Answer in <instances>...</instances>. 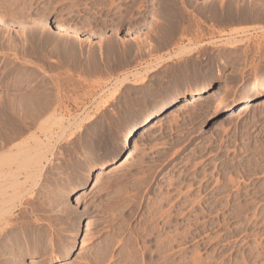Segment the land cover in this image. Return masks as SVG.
<instances>
[{
  "label": "rangeland",
  "instance_id": "1",
  "mask_svg": "<svg viewBox=\"0 0 264 264\" xmlns=\"http://www.w3.org/2000/svg\"><path fill=\"white\" fill-rule=\"evenodd\" d=\"M14 1L0 0V161L26 171L31 164L23 170L12 153L35 147L33 135L53 137L41 178L25 184L24 203L0 232V264H264V98L228 116L264 85V33L231 46L226 38L264 20L244 21L236 0ZM37 26L46 51L8 46L36 40ZM200 87L207 90L195 105L162 117ZM39 89L51 92L54 115L38 120L47 131H25V94ZM161 106L169 108L136 132L121 159L70 196L136 120Z\"/></svg>",
  "mask_w": 264,
  "mask_h": 264
},
{
  "label": "bare ground",
  "instance_id": "2",
  "mask_svg": "<svg viewBox=\"0 0 264 264\" xmlns=\"http://www.w3.org/2000/svg\"><path fill=\"white\" fill-rule=\"evenodd\" d=\"M4 1V0H3ZM16 1V0H15ZM14 1V2H15ZM218 1V0H217ZM216 1V2H217ZM221 1V0H220ZM225 1V0H224ZM228 1V0H227ZM237 1V2H236ZM236 1H233V3L234 4H236V6L235 7H233L234 6V4H233V6H232V8H236L237 6L238 7H241L240 6V2H242V1H244V3L242 2V4H244L243 5V8H237L238 10H237V13L239 12V14L240 13H244V15L243 16H245L243 19H244V21H245V19L246 20H251V19H253V20H261V21H263L264 20V14H263V12H264V0H236ZM257 1V2H256ZM215 2V3H216ZM231 2V1H230ZM236 2V3H235ZM9 3V2H8ZM213 3V2H212ZM214 3V4H215ZM218 3V2H217ZM220 3H222L223 4V0H222V2H220ZM225 3V2H224ZM12 4V3H11ZM16 4V3H15ZM14 4V5H15ZM221 4V6L223 7V5ZM238 4V5H237ZM19 5V4H18ZM5 6H6V3H5ZM10 6V5H9ZM8 6V7H9ZM221 6H219V4H215V9H213L214 11H216L215 13H220L221 12V10H223L222 9V7ZM54 7V6H53ZM230 7V6H229ZM25 8V7H24ZM231 8V9H232ZM17 9V8H16ZM20 9V8H19ZM23 9V8H22ZM242 9V10H241ZM229 10V9H228ZM263 10V11H262ZM4 11V10H3ZM208 11V10H207ZM224 11V10H223ZM241 11H243V12H241ZM13 12V11H12ZM18 12V11H17ZM229 12V11H228ZM262 12V13H261ZM8 13V12H7ZM27 13V12H26ZM237 13H236V11L234 12H232V14H231V20L233 19L234 20V18H236L235 17V15H237ZM17 14V13H16ZM20 14V13H19ZM22 14V13H21ZM216 14V15H217ZM238 14V15H239ZM2 16H4V15H2ZM8 16V15H7ZM30 16V15H29ZM214 16V15H213ZM213 16H211V17H213ZM221 16V15H220ZM242 16V15H241ZM15 17V16H14ZM18 17V16H17ZM22 17H23V14H22ZM34 17V16H33ZM215 17V16H214ZM23 18H25V16L23 17ZM43 18V17H42ZM27 19V18H26ZM216 19H218V18H216ZM229 19V18H228ZM242 19V20H243ZM37 20V19H36ZM224 20V19H223ZM238 20V19H237ZM31 21H33V20H31ZM30 21V22H31ZM178 21V20H177ZM235 21V20H234ZM7 21H5L4 20V18L3 17H0V23L2 24H7L6 23ZM46 23V22H45ZM171 23V22H170ZM173 23H175V22H173ZM176 23H180V21L179 22H176ZM24 24V23H23ZM32 24V23H31ZM38 24H41V22H39ZM177 24V25H178ZM181 25H178V26H181L182 27V23H180ZM30 25V24H29ZM58 25V24H57ZM172 25V24H171ZM4 26V25H3ZM2 26V27H3ZM23 26V25H22ZM21 26V27H22ZM41 26V25H40ZM40 26H37V27H35L36 28V34H34V37H37L36 38V40H35V38H34V40L33 39H30L29 37H26V38H24L23 40L21 39V41L19 42V43H17V41L15 42V40L13 41V40H9V44H8V46L10 47V48H14V50L16 49V51H18V50H22V51H25V50H28L29 48H33V47H36L37 49H45L46 47H47V44L48 43H45L44 44V32H43V34L41 33H38L37 31H38V29H39V27ZM43 26V25H42ZM41 26V27H42ZM177 26V27H178ZM184 26V25H183ZM32 27V26H31ZM30 27V28H31ZM33 27H34V23H33ZM40 27V28H41ZM70 27V26H69ZM176 27V29L178 30V28H180V27H178L177 28ZM34 28V29H35ZM43 28V27H42ZM41 28V29H42ZM46 28H48L47 26H46ZM57 28L61 31H67V32H71V29H69L67 26L65 27V26H63V25H58L57 26ZM185 28V27H184ZM184 28H182L181 30H182V32H185L183 29ZM21 29V28H20ZM75 29V28H74ZM186 29V28H185ZM2 30V29H1ZM22 30V29H21ZM27 30V29H26ZM188 30V29H187ZM23 31V30H22ZM24 31H25V29H24ZM31 31V30H30ZM29 31V32H30ZM44 31V30H43ZM28 32V31H27ZM34 33H35V30L33 31ZM41 32V31H40ZM78 32V31H77ZM172 32V31H171ZM176 32V31H175ZM178 32V31H177ZM180 32V31H179ZM253 32H257V33H264V27H252V28H245V29H240V30H234V31H231V32H229V33H227L226 34V38L228 39V45L230 44V46L231 45H233L234 43H236V40L237 41H240L241 42V40L242 39H237L238 37H240V36H245V35H247L248 33H253ZM22 33V32H21ZM63 33V32H62ZM66 33V32H65ZM20 34V33H19ZM68 34V33H67ZM24 36V35H23ZM33 36V35H32ZM70 36V35H69ZM170 36V35H169ZM19 37H21V36H19ZM30 37H31V34H30ZM51 37V36H50ZM12 38V37H11ZM62 38V37H61ZM15 39H17V38H15ZM46 39V38H45ZM50 39V38H49ZM55 39H56V37H55ZM53 37H52V39L49 41V40H47V41H49L50 42V44L52 45V47H51V51H53L55 48H56V46L58 45H56V43L58 42L57 40H55ZM65 39V38H64ZM86 39L88 40L89 39V41L90 40H92V38H91V36H87L86 37ZM173 39V38H172ZM18 40H19V38H18ZM66 40V39H65ZM55 41H57V42H55ZM68 41H69V39H68ZM172 42V41H171ZM4 43V42H3ZM62 43V42H61ZM65 43V42H64ZM70 44V43H69ZM202 45V44H201ZM235 45V44H234ZM60 46V45H59ZM62 46V45H61ZM111 46V45H110ZM6 47V46H5ZM114 47H115V45H114ZM3 48V47H2ZM65 48V47H64ZM116 48V47H115ZM184 48V47H183ZM185 48H188V47H185ZM231 48V47H230ZM5 49V48H4ZM18 49V50H17ZM41 49V50H42ZM57 49V48H56ZM67 49V48H66ZM72 49V48H71ZM112 49V48H111ZM191 50L193 49L192 47L190 48ZM257 49V48H256ZM31 50V49H30ZM101 50H102V47H101ZM114 50V49H113ZM3 51V50H2ZM45 51H46V49H45ZM50 51V52H51ZM105 51V50H104ZM110 51V50H109ZM117 51V50H116ZM184 51H187L186 49L184 50ZM190 51V50H189ZM21 52V51H20ZM41 52V51H40ZM55 51H53V53H54ZM59 52V51H58ZM231 52V51H230ZM14 53V52H13ZM16 53V52H15ZM34 53H36V52H34ZM74 53V52H73ZM106 53V52H105ZM111 53V52H110ZM179 54H180V52H178ZM49 54V53H48ZM58 54V53H57ZM70 54V53H69ZM72 54V53H71ZM107 54H109V53H107ZM176 54V53H175ZM44 55H45V53H44ZM53 55V54H52ZM51 55V56H52ZM106 55V54H105ZM236 55V54H235ZM240 55V54H239ZM31 56V55H30ZM174 56H178V54L177 55H174ZM22 57V56H21ZM24 57V56H23ZM240 57V56H239ZM244 57V56H243ZM170 58H172L171 56H170ZM182 58V57H181ZM164 59V58H163ZM161 61V60H160ZM160 64V62H157L156 63V65H159ZM26 68H27V66H26ZM8 69V68H7ZM6 69V70H7ZM154 69H156L155 68V66H153L152 67V70H154ZM72 76V75H71ZM69 78L66 80V82L68 81L69 83L68 84H71V83H73L72 81H71V77H70V75L68 76ZM128 79V77H125L124 79H122V81H121V83H123L125 80H127ZM33 81V80H32ZM27 82V81H26ZM60 82V81H59ZM34 83V82H33ZM57 84V83H56ZM67 84V85H68ZM53 85V84H52ZM66 85V86H67ZM40 86V85H39ZM38 86V87H39ZM42 86V85H41ZM48 87V86H47ZM47 89V88H46ZM62 89H63V87H62ZM71 89V88H70ZM40 90V89H39ZM66 90V89H65ZM68 90V89H67ZM207 90V88L206 87H200V88H197V89H195L193 92H194V94L192 95V97H187V98H184V99H180V100H177L175 103H174V105H172L171 107H170V111H169V113L167 114V115H164V116H162L163 118H169V117H172V116H177L179 113H181L182 111H184L185 109H187V107H190V106H192V105H195L196 104V102L198 101V96L200 95V94H203L205 91ZM25 91V90H24ZM41 91V90H40ZM45 91V90H44ZM43 91V92H44ZM46 91H48V90H46ZM42 92L43 93V95L44 96H42V94H41V92H39V91H36V92H38V93H36L35 94V92H34V97H31V96H28L29 94H25V98H24V100L27 102V103H24V104H27L26 105V109L24 110L25 111V114H24V116H25V131L26 130H30V128L32 129V128H35V126H37L38 125V120L41 118V120H42V117H44V116H46L45 114L46 113H48L47 115L48 116H50V115H54V112H52V110L54 109V102L52 103L51 101L53 100L52 99V97H51V92ZM53 91V90H52ZM116 92H117V88L114 90V94L113 95H115L116 94ZM13 94H14V92H13ZM21 94V93H20ZM9 96V95H8ZM64 96V95H63ZM69 96V95H68ZM13 98H14V96H12ZM22 97V96H21ZM3 98V97H2ZM5 98V97H4ZM23 98V97H22ZM34 98V102L33 103H31V101L30 100H32ZM68 98V97H67ZM264 98V85L256 92V93H254L253 95H251V96H248V97H246L243 101H241L240 103H238V104H236V105H234V106H230L231 108L228 110L230 113L228 114V116H238V115H240V114H242V113H245V112H247V111H249L250 109H251V107L252 106H255L256 104H258L259 103V101L261 100L262 101V99ZM18 99V98H17ZM55 99V98H54ZM11 100V99H10ZM20 100V99H19ZM58 100V99H57ZM30 101V104H28V102ZM56 101V100H55ZM4 102V101H3ZM10 103V102H9ZM19 103V102H18ZM17 103V104H18ZM16 103H15V105H17ZM22 104V103H21ZM262 104V103H261ZM13 105V104H12ZM11 105V106H12ZM23 106V105H22ZM218 106H219V108L220 109H223V108H225L224 107V105L222 104V103H219L218 104ZM5 107V106H4ZM10 107V106H9ZM18 107V106H17ZM21 107V106H20ZM12 108V107H11ZM10 108V109H11ZM57 108V107H56ZM165 108H169L168 106H161V107H159L158 109H155V110H153V111H151L150 113H148L147 115H146V117L145 118H143V119H140V120H136L133 124H132V126L129 128V130L126 132V134H125V138L123 139V143H122V145H121V147L118 149V150H116L110 157H108L107 159H105L103 162H100V163H98V164H96V165H92L88 170H87V173H86V177L84 178V180L81 182V184L78 186V187H72L73 189H72V192L70 193V196H72V195H76L77 194V190L78 189H80V188H84V187H86L87 185H89L90 183H92V181H93V172H94V170L95 169H102V168H105V166H108V165H110V164H112V163H115L118 159H121L126 153H127V151L129 150V148L131 147V144H132V138L135 136V134H136V132L137 131H139L140 130V128L143 126V125H150L152 122H153V120L155 119V117L158 115V114H160L161 112H163L164 111V109ZM1 110V109H0ZM13 110V109H12ZM19 111V110H18ZM17 111V112H18ZM53 111H55V110H53ZM20 113V112H19ZM24 113V112H23ZM49 113H53V114H49ZM14 114V113H13ZM47 116V117H48ZM2 118V117H1ZM4 119V118H3ZM24 119V118H23ZM55 119V118H54ZM53 119V120H54ZM10 120V119H9ZM14 120V119H13ZM49 120H50V118H49ZM56 120H59V119H56ZM55 121V120H54ZM53 121V122H54ZM60 121L62 122V120L60 119ZM42 123H43V121H41ZM47 123V122H46ZM45 124V123H44ZM62 124V123H61ZM2 125V124H1ZM13 125V124H12ZM17 125V124H16ZM22 125V124H21ZM4 126V125H3ZM48 126V125H47ZM69 126V125H68ZM154 126V125H153ZM2 127V126H1ZM63 127V126H62ZM65 127V126H64ZM38 128L40 129V130H44V131H47L48 130V127L46 128V127H44L43 126V124H40L39 123V125H38ZM66 128V127H65ZM64 128V129H65ZM20 129V128H19ZM36 130V129H35ZM51 130V129H50ZM12 132V131H11ZM35 132V131H34ZM65 132V131H64ZM63 132V133H64ZM3 133V132H2ZM22 133H24V132H22ZM54 133V132H53ZM1 134V133H0ZM19 134H21V131L19 132ZM8 135V134H7ZM53 135V134H52ZM52 135H50V136H48V135H46V138H47V140H48V142H43V139H39V137L38 136H36V135H33L32 136V138L31 139H35V141H36V146L34 147H32L33 148V150H32V148L31 149H29V150H27V151H25V150H21L20 151V153L19 152H16V153H12V158H13V162H14V160L15 161H17V166H18V164H19V162H20V164H21V166H23V167H20V168H24L25 169V161L27 162V165H30L31 164V166H29L30 168L28 169V170H24V171H20V169H13V168H11L10 166H8V167H10V168H8V169H5L4 168V165H5V162H4V159H5V161H6V157H4V159L2 160L3 162H4V165L2 164L3 162L2 161H0L1 162V164H0V232H3L4 231V229L6 228V227H9V226H12L11 225V217L13 216V215H15V210H16V206H17V204H23L24 202H23V200H24V198H25V184L31 179H33V178H35V177H37V178H39L40 177V174L42 173V170H43V167L45 166V162H43L42 161V159L43 158H46L47 159V156L45 155V153H44V149H43V147L45 146L46 148H47V146H51L50 144H51V138L53 137ZM52 136V137H51ZM58 136V135H57ZM63 136L64 135H62L61 133H60V135L58 136V139L59 138H63ZM7 137V136H6ZM11 137V136H10ZM25 137V136H24ZM31 137V136H30ZM38 137V138H37ZM58 139H57V141H58ZM34 141V142H35ZM57 141H56V143H57ZM18 142V141H17ZM20 142V141H19ZM33 142V143H34ZM3 143V142H2ZM21 144H25V141H24V143H22L21 142ZM17 146H18V144H16ZM27 145V144H26ZM16 146V147H17ZM20 146V145H19ZM23 146V145H22ZM7 147V146H6ZM14 147V146H13ZM52 147V146H51ZM19 148V147H18ZM29 148V147H28ZM9 149H11L10 147H9ZM22 149H24V147L22 148ZM52 150V149H51ZM8 153H10V152H8ZM8 153H6L5 154V152H4V154H5V156H8L9 154ZM26 153V154H25ZM8 154V155H7ZM11 154V153H10ZM2 156V155H1ZM0 156V157H1ZM4 156V155H3ZM2 156V157H3ZM7 158H9V157H7ZM2 159V158H1ZM10 161H11V159H9ZM9 160H7V161H9ZM19 161V162H18ZM28 163H30V164H28ZM12 164V163H11ZM15 164H16V162H15ZM3 165V166H2ZM6 165H10V164H8V163H6ZM19 170V171H18ZM35 174L37 175V176H35ZM35 176V177H34ZM41 178V177H40ZM34 180V179H33ZM37 180H35V182H36ZM38 182H36V184H37ZM35 184V185H36ZM29 189V188H28ZM79 191V190H78ZM61 194V193H60ZM229 194V193H228ZM68 197V196H67ZM54 198V197H53ZM60 198V197H59ZM231 198V197H230ZM229 198V199H230ZM55 200V199H54ZM79 202V201H78ZM65 205V204H64ZM20 207V206H19ZM81 217V216H80ZM17 219V218H16ZM79 221V220H78ZM13 223V222H12ZM80 223H82L81 222V219H80ZM8 230V229H7ZM6 231H4V233H5ZM3 233V234H4ZM1 234V233H0ZM7 234V233H6ZM9 234V233H8ZM1 236V235H0ZM9 240V239H8ZM48 241V240H47ZM14 247V246H13ZM79 247V243H77V241L76 242H74L73 244H72V246H71V248L68 250V252H67V255H70L72 252H74L77 248ZM3 251V250H2ZM14 251V250H13ZM1 252V251H0ZM7 253V252H6ZM17 256V255H16ZM25 259V258H24ZM7 260V259H6ZM9 261L11 260V259H8ZM12 262V261H11ZM10 262V263H11ZM4 263H5V261H4ZM3 263V264H4ZM14 263H16V262H14ZM6 264V263H5Z\"/></svg>",
  "mask_w": 264,
  "mask_h": 264
}]
</instances>
